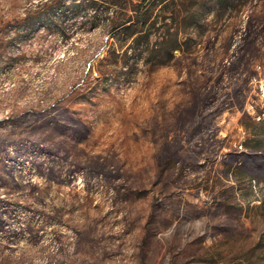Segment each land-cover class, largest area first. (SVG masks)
Listing matches in <instances>:
<instances>
[{
    "label": "rangeland",
    "instance_id": "374dc122",
    "mask_svg": "<svg viewBox=\"0 0 264 264\" xmlns=\"http://www.w3.org/2000/svg\"><path fill=\"white\" fill-rule=\"evenodd\" d=\"M55 1L0 0V264H264V0Z\"/></svg>",
    "mask_w": 264,
    "mask_h": 264
},
{
    "label": "trees",
    "instance_id": "16d2710c",
    "mask_svg": "<svg viewBox=\"0 0 264 264\" xmlns=\"http://www.w3.org/2000/svg\"><path fill=\"white\" fill-rule=\"evenodd\" d=\"M60 0L58 1H55V2H52L50 3V7H55L57 5V2H59ZM97 0H89V3H87V6H94L93 3H96ZM141 1H145V0H141ZM219 2L222 3V1H227V0H218ZM224 3V2H223ZM59 6H64L63 3H58ZM68 5V4H67ZM75 7L78 6L77 5H74ZM198 7H195L194 8V11H192V15L193 17H195L197 14H198ZM108 18H106L107 20ZM128 20V19H127ZM125 28H127V26H124ZM151 34V30L149 29L148 31H146L144 34H143V37L145 39H148L149 38V35ZM177 31H172L170 30V27H166L164 30H161L158 34V39H156L152 44H151V47L149 48V50H147L149 53L148 55H150V57H156L154 51L158 50L160 51L161 53H164L166 52V55H167V59L168 57L171 56V53H172V49H175L177 48L178 44H177ZM138 54L136 56H139L143 53L144 49L143 48H138ZM160 54V53H159ZM158 61V60H156ZM162 61H166V60H162Z\"/></svg>",
    "mask_w": 264,
    "mask_h": 264
},
{
    "label": "built area",
    "instance_id": "2783aa9c",
    "mask_svg": "<svg viewBox=\"0 0 264 264\" xmlns=\"http://www.w3.org/2000/svg\"><path fill=\"white\" fill-rule=\"evenodd\" d=\"M254 74L250 77L249 81L253 85V91L257 97V102L262 112H264V61H258L254 64ZM252 113H255L253 104H250ZM256 118L260 119L261 115L256 113Z\"/></svg>",
    "mask_w": 264,
    "mask_h": 264
}]
</instances>
